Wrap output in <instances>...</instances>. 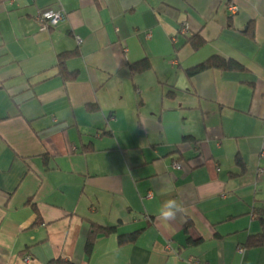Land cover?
Returning <instances> with one entry per match:
<instances>
[{"label": "crops", "instance_id": "crops-1", "mask_svg": "<svg viewBox=\"0 0 264 264\" xmlns=\"http://www.w3.org/2000/svg\"><path fill=\"white\" fill-rule=\"evenodd\" d=\"M262 219L264 0H0V264H264Z\"/></svg>", "mask_w": 264, "mask_h": 264}, {"label": "trees", "instance_id": "trees-1", "mask_svg": "<svg viewBox=\"0 0 264 264\" xmlns=\"http://www.w3.org/2000/svg\"><path fill=\"white\" fill-rule=\"evenodd\" d=\"M73 54L75 53H67V54H63L62 56H60L59 58V62H58V69H59V73L64 77L65 80L67 81H71L74 80L76 78V74H72L69 73L66 65H65V60L72 57ZM134 71L141 73V72H145L147 69H149L148 63H144V64H139L136 66H132ZM211 68H217V69H223V70H237L240 68V65L237 64L236 62H232V61H226L222 58H213L212 60L194 68L191 70L187 71L188 76L192 77L194 75H197L199 72H203L206 71L208 69ZM261 224H262V233L260 235L254 236L249 238L247 244L245 247L247 248H259V247H263L264 246V219L261 220ZM116 232V227L114 228H100V227H96L94 229V235H98V234H104V235H110V234H114ZM124 241L123 243H127L129 242V239H124L122 238ZM91 246V243L89 242V247ZM57 264H73L70 262H63V261H59Z\"/></svg>", "mask_w": 264, "mask_h": 264}, {"label": "built area", "instance_id": "built-area-1", "mask_svg": "<svg viewBox=\"0 0 264 264\" xmlns=\"http://www.w3.org/2000/svg\"><path fill=\"white\" fill-rule=\"evenodd\" d=\"M230 11L233 14H236L238 9L231 3L230 4ZM65 15L61 12H54V11H47L39 15L37 18L41 27L44 29H48L51 27H56L59 23L63 22L65 20ZM188 28L184 26V29L181 31L182 34H187ZM175 167L179 168L178 163H175ZM29 259V258H28ZM27 259V260H28Z\"/></svg>", "mask_w": 264, "mask_h": 264}, {"label": "clouds", "instance_id": "clouds-1", "mask_svg": "<svg viewBox=\"0 0 264 264\" xmlns=\"http://www.w3.org/2000/svg\"><path fill=\"white\" fill-rule=\"evenodd\" d=\"M184 213V208L175 199L166 200L159 209L158 220L165 223L175 221L178 215Z\"/></svg>", "mask_w": 264, "mask_h": 264}]
</instances>
